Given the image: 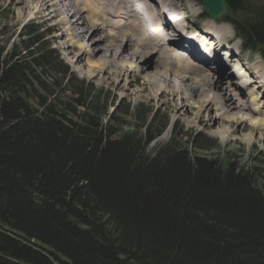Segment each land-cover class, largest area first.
Here are the masks:
<instances>
[{
	"label": "trees",
	"instance_id": "16d2710c",
	"mask_svg": "<svg viewBox=\"0 0 264 264\" xmlns=\"http://www.w3.org/2000/svg\"><path fill=\"white\" fill-rule=\"evenodd\" d=\"M226 1L248 14L226 21L264 59V6ZM20 32L0 44V264H264L260 167L198 154L218 146L204 135L192 154L177 126L149 156L168 119L115 129L130 105L104 122L101 93L41 26Z\"/></svg>",
	"mask_w": 264,
	"mask_h": 264
},
{
	"label": "bare ground",
	"instance_id": "6f19581e",
	"mask_svg": "<svg viewBox=\"0 0 264 264\" xmlns=\"http://www.w3.org/2000/svg\"><path fill=\"white\" fill-rule=\"evenodd\" d=\"M43 1L45 0H23L22 2L25 7H30L37 13ZM48 1V7H53V1ZM71 1L67 2L66 6H73L76 9L75 13L82 24L75 26L65 19H61L59 23L64 24L62 30L67 37V45L77 49L74 55L76 62L84 61L87 75L107 73L104 79L108 80L109 84H115L117 88H121L122 92L129 91L123 76L125 73H128L130 77H140L142 84L136 91L138 95L145 96L151 102L170 105L175 112L182 110L185 113L191 112L198 121H201L204 113L208 112L204 120L207 123L212 120L219 123L216 134H219L221 141L237 136L238 129L236 134L228 130L232 123L243 128L252 125L255 130L259 129L264 137V111L260 110L259 103L258 106L251 107V103L255 105L259 101L253 97L257 93H251L253 98L248 101L241 92L243 88L253 86L252 84H257L259 87L264 85L262 60L255 61L252 66L246 67V72L249 74L235 73L234 70L238 66L236 62L232 65V69L230 68L232 71L229 74L223 72L220 74L218 71L223 70L222 67L218 71L213 69L212 74L219 73L216 79L213 78L214 75L209 77L211 71L205 70L206 68L197 66L195 70L193 65L185 63V61L188 62L187 59L183 60L181 56L174 58L173 63L169 60V55L174 48H187L190 58L204 62L202 56L181 43L185 37L188 41L183 42L188 45H191V42L208 44L207 54L217 59V54L223 49L219 48L221 42L219 36L230 28L228 23L217 21V27L206 26V29L200 30L205 33L203 36L197 32L187 31L183 23L185 13L178 12L179 9L174 2L168 4L163 0H74V4ZM157 2L161 6L160 13L157 10ZM167 12L170 15L168 18ZM52 13L53 10L46 9L43 15L50 20ZM65 14L68 16L70 9L69 12L67 9ZM210 19L212 23L216 21ZM213 34H215L214 39ZM173 37H176L178 41L175 38L176 41H173ZM225 43L222 47H225ZM232 49L237 52L234 48ZM95 72L97 74H94ZM231 75L242 79V85L232 81ZM179 95H181L180 99ZM252 114L256 115L252 116ZM247 137L243 136L246 140H250Z\"/></svg>",
	"mask_w": 264,
	"mask_h": 264
},
{
	"label": "rangeland",
	"instance_id": "374dc122",
	"mask_svg": "<svg viewBox=\"0 0 264 264\" xmlns=\"http://www.w3.org/2000/svg\"><path fill=\"white\" fill-rule=\"evenodd\" d=\"M22 1L23 0H0V44L5 46L6 44L10 45V44L19 43L21 36L20 30L30 20L29 15L31 14L32 18L37 17L35 19V23L39 24L42 27V29L45 32H47L46 40L51 44V48L57 50V52L60 54V58L63 60L64 64H66L69 67L70 70L69 73H71L73 76H76L79 79H82L86 85H91L92 88L95 89L96 93L98 92L101 93L104 100L103 106L107 107L104 116V122H107V119H109L110 116L113 115L117 109H119L120 111L124 110L126 108L125 107L126 105H130L131 116L127 118H119V122H125L126 124L123 126H115V129L119 130L122 128L123 130H129L132 129L133 127L141 128V126L145 123V121H149L152 117L155 116L160 117L163 122L166 121V119H168L169 125L167 126L165 131L148 145L147 153L149 156L151 157L154 156L156 152V147L162 144L163 145L166 144L171 139V136L175 130V126H177L178 127L176 131L177 134L175 133L176 136L174 140L178 144L186 147L190 151V153L193 154L195 151L193 137L198 135H204L207 138L211 139L212 141H216V144L218 146L208 151L196 150L198 151L197 152L198 154L202 156L209 155L210 158H219L222 161L234 162L237 163L239 167H243L244 169H248L252 167H260L264 173V137L260 134L259 129L255 130L252 125H247L246 128H243L235 123H232V125H230L228 130L236 134V131L238 129L237 136H235L232 139H228L227 141L226 140L221 141L220 140L221 137H219V134H216L219 129L218 127L219 123H216L213 120L207 123V121L204 120V118H206V115H208V112L204 113V117L201 118V121H198V119H196L191 112L185 113L183 112V110L180 112H175L172 109V107H170V105L169 106L164 105L160 102H153V101L151 102L150 100L145 98V96L143 95L140 96V94L138 95L136 91L139 90V87L142 84V79L140 77L137 78H135L136 76L130 77L128 73H125L123 76L127 81V87L129 88V91L122 92L121 88H117L115 84H109L107 82L108 80L104 79V76L107 73L104 74L100 73L99 75H95V76L87 75L85 73L86 66H84V61L76 62V59L74 57L75 52L77 51L76 47L70 48L67 45L68 40L67 37L65 36V33L62 30L64 24L59 23L60 18L58 17L56 11L57 6H54L53 8L55 10L54 11L52 7H48L47 2L49 1L45 0L41 3V6L39 7V11L36 13V10L32 11L30 7L27 6L25 7V5L23 4L24 2ZM52 1L56 3L58 0H52ZM62 1L70 2L71 0H62ZM163 1H165L168 4L174 2L177 5V9H179L178 12L185 13L184 16L185 20L183 23L185 27H187L188 32L192 33V31H194L204 36L205 33L200 32V30H202V27L203 29H206L205 27L208 25H211L212 27H217V23H218L217 21H213L214 23H212L211 19L202 16L203 12L201 6L199 3H197L194 0H175V1L163 0ZM245 1L248 5L247 7L248 13H251L252 11L257 10L260 7L264 6V0H245ZM159 7L161 8V6L157 2V10H159L160 13L161 9H159ZM46 9L53 10L52 18L50 20L46 19L43 15L46 12ZM53 15H55V18L53 17ZM245 15L248 14H244L241 12L228 13L226 15V19L228 17L233 18L235 16L238 20H240L243 19ZM168 17H170L169 12H167V18ZM74 18L75 19L73 20L77 19V17ZM194 26H196L197 28ZM229 27L230 28H227L226 31H224L225 33L223 35L219 36V38H221L220 47H219L220 49L224 47V46L222 47V44H224V42H227V38L232 36L235 32L230 24ZM212 37L214 39L215 34H213ZM174 38L178 41L176 37H173V41L175 40ZM216 38H218L217 35ZM231 42H232L231 47L232 46L238 47V48L233 47L235 51L236 50L237 52L242 51V53L248 57L249 61L251 62L249 67L252 66V64L255 61H259V60H262V63L264 65V60L259 55V53L250 49H246V51L243 50L242 48L243 43L240 37H238L237 39L233 37ZM224 49H226V46L224 47ZM224 52L225 51L223 50L222 53ZM230 71L231 70L228 68L227 69L223 68L222 71H218V72L220 74H222V72L229 74ZM219 73L217 74L215 73L214 75V73L212 74L210 72L209 77L214 75L213 78L216 79L215 77H217ZM94 74L97 73L95 72ZM230 79L234 82H238V85H242L241 82L242 79L236 76L232 77V75L230 76ZM252 85L254 86V88L250 86L245 89L243 88V90H241L243 97L245 98V100L247 99L248 101L252 100L253 97L254 98L256 97L259 101L255 105L251 103V107L253 106L256 107L258 106L259 103L260 110L264 111V85L261 87H259L257 84H252ZM252 89L253 91H251ZM253 92H256L258 95L255 94L252 97ZM64 93L66 96L72 97V93L70 91L65 90ZM178 97L180 99L181 95H179ZM254 115L256 114H252V116ZM206 124H210V125H206ZM216 127H218V129ZM243 136H248L247 139L250 140H246L245 138H243Z\"/></svg>",
	"mask_w": 264,
	"mask_h": 264
},
{
	"label": "water",
	"instance_id": "95a60500",
	"mask_svg": "<svg viewBox=\"0 0 264 264\" xmlns=\"http://www.w3.org/2000/svg\"><path fill=\"white\" fill-rule=\"evenodd\" d=\"M202 7L213 19L218 20L227 13L225 0H203Z\"/></svg>",
	"mask_w": 264,
	"mask_h": 264
}]
</instances>
